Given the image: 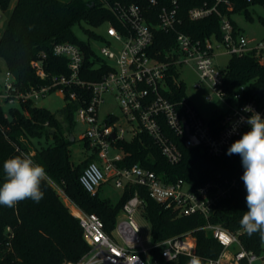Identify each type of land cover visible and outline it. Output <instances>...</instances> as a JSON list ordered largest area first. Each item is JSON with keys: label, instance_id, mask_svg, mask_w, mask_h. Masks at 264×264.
<instances>
[{"label": "trees", "instance_id": "16d2710c", "mask_svg": "<svg viewBox=\"0 0 264 264\" xmlns=\"http://www.w3.org/2000/svg\"><path fill=\"white\" fill-rule=\"evenodd\" d=\"M118 1L140 5L149 19V24L155 26L161 8L167 6L171 0H156V5H152L150 0ZM177 1L178 16L182 20L178 31L200 42L207 39L213 42L222 40L221 19L217 14L212 13L199 20L189 18L191 9L204 4L212 7L215 0ZM229 1L231 9L224 4L219 6V11L228 18L232 12H244L248 18H252L250 6L264 8V0ZM0 7L5 13H9L8 21L0 33V59L4 61L6 71L15 76V88L18 91L48 84L32 67V62L39 60L42 53L46 55L43 67L49 75L69 74L67 60L53 54V47L58 43H71L82 51L83 67L79 76L82 81L97 82L108 74L109 67L97 56L89 41L79 39L74 31L79 26L83 28L88 39L99 42L106 40L105 35L83 27L86 24L91 28H98L107 22L118 25L115 16L102 1L0 0ZM260 20L264 23V18ZM233 27L239 33L234 25ZM175 46V33L155 29L149 54L163 60L166 51ZM167 84L169 91L165 92V96L170 101L186 97L183 82L178 79L173 66L169 71ZM241 86L248 89L247 99H260L258 92L264 90V65H260L252 54L231 56L226 70L223 71V89L228 101L232 100ZM71 93L76 94L75 99L70 98ZM91 98V91L85 87L72 85L65 90L66 106L63 113L67 122L66 128L54 113L31 102H21L18 104L19 108L0 106V186L5 179L4 161L18 154L28 155L34 162L42 164L47 172L46 180L41 185L45 195L39 203L26 199L12 208L0 205V264L78 262L89 251L79 221L71 214L56 186L83 211L96 214L109 233L115 228L124 204L138 192L142 200L140 213L151 222L153 242L191 232L196 238L197 254L201 257L202 264L218 258L222 251V246L213 234L204 229L207 224L221 225L232 233H239V238L247 250L255 253L261 251L264 242L259 234L248 236L239 223L247 211V193L241 179L244 172L241 157L227 154L231 145L219 157L209 155L201 146L186 147L184 139L177 137L163 122V132L176 143L182 153L179 163H169L153 138L143 131L131 140H117L112 143L123 154V160L117 165L126 168L138 164L155 172L165 183L183 179L198 186L219 176L236 179L237 189L230 198L218 205L208 219L197 213L179 215L174 207L157 203L145 188L138 185L127 186L116 203L101 196L102 185L96 195L88 193L81 184L80 177L83 170L95 162L97 151L93 150L92 156L74 164L71 160L70 148L73 142L70 141V136L73 135L77 111L89 104ZM221 120L222 116H218L210 123L217 125ZM42 140L46 142V146L42 145ZM85 143L89 148L88 143ZM160 263L188 264V259L180 256L176 261L160 260Z\"/></svg>", "mask_w": 264, "mask_h": 264}, {"label": "built area", "instance_id": "2783aa9c", "mask_svg": "<svg viewBox=\"0 0 264 264\" xmlns=\"http://www.w3.org/2000/svg\"><path fill=\"white\" fill-rule=\"evenodd\" d=\"M100 1L113 13L118 24L105 23L106 40L98 41L101 46L96 54L109 67L108 74L97 82L82 81L79 78L83 67L82 51L71 43H58L53 47V54L67 60L69 74L49 75L43 67L46 55L42 53L39 60L32 62V67L48 84L21 92L15 88V76L6 71V79L0 90V106L10 107L21 102L35 105L38 99L53 91L64 96L65 90L72 85L87 88L91 91L92 98L89 104L77 111L78 118L87 124L85 140L89 148L96 150L100 158L105 157L108 170L113 171L115 187L124 191L127 186H141L154 201L166 207H174L179 215L197 213L208 219L218 205L230 198L237 189L236 179L219 176L198 186L183 179L165 183L155 172L138 164L120 168L117 164L123 160V154L112 143L126 139L127 134L132 139L144 131L153 138L167 161L177 164L182 159V153L176 143L163 132V122L177 137L184 139L186 147L201 146L211 156L223 155L236 138L250 130L249 125L242 123L232 132L233 124L241 116L251 115L250 112L243 111L246 105L260 113L264 119V92L260 99H247L248 89L241 86L232 100L228 101L223 89V71L214 65L215 48L225 47L231 56L252 54L260 65H264V41L250 39L235 32L229 18L219 11V6L223 4L231 9L229 0H215L212 7L204 4L189 11L191 20H199L212 13L220 17L222 40L217 46L209 39L200 42L177 30L182 23L178 16L177 0H171L161 8L155 26L149 24L144 9L138 4L118 0ZM150 3L156 5L157 1L150 0ZM4 14L0 7V28ZM155 29L176 34V46L166 51L163 60L149 54ZM181 63L193 69L201 82L206 83L214 94L227 102L228 111L205 120L187 97L170 101L165 96V92L169 91V71L172 66L176 69ZM106 94L114 96L129 125L128 130L118 124V118L114 114H108L105 120L100 118ZM70 98L75 99L76 94L71 93ZM218 116H222L221 122L211 125L210 122ZM183 119H186L198 145L194 146L186 136ZM112 134H115V139ZM111 148L118 153L109 158ZM80 182L94 196L106 182V177L94 162L83 170ZM56 189L65 204H70V207L67 206L79 221L89 247V251L78 262L63 264H161L160 260L176 261L180 256L189 260L191 255H198L197 241L191 232L153 242L151 248L144 246L142 231L136 220L142 207L138 192L124 204L115 228L109 233L96 214L83 211L60 188L56 186ZM204 229L209 230L222 246L218 258L208 260L207 264H253L261 255L264 262V245L259 253H255L243 246L239 233H232L221 225L207 224Z\"/></svg>", "mask_w": 264, "mask_h": 264}, {"label": "rangeland", "instance_id": "374dc122", "mask_svg": "<svg viewBox=\"0 0 264 264\" xmlns=\"http://www.w3.org/2000/svg\"><path fill=\"white\" fill-rule=\"evenodd\" d=\"M249 10L252 14V18H248V16L244 12H232L230 13L229 20L238 29L239 33L244 35L245 37L258 41L263 40L264 23L260 20V18H264V8L262 6L255 5L250 6ZM8 17L9 13H5L0 28V33L3 31L8 21ZM83 27L86 29L93 30L99 34L105 35L107 25H103L98 28H91L86 24H83ZM74 31L79 39L89 41L94 51L98 52L99 47L101 46L98 41L88 39V36L84 33L82 27L78 26L74 29ZM214 43L215 46H217L218 42ZM230 58L231 55L226 52L225 47L215 48L214 65L219 70H226ZM0 68V83L3 84L6 79V66L4 61L1 59ZM176 71L178 79L183 82V85L185 87L186 97L191 101L193 106L205 120H209L219 115L221 112L228 111L229 107L227 102L216 94H214L206 83L201 82L197 73L193 69H191L185 63H181L176 67ZM36 105L39 107L46 108L50 112L54 113L57 116V119L59 120L61 125L65 128L67 127V122L65 121V116L63 113V109L66 106V100L64 99V96L61 93L51 92L46 97L38 99L36 101ZM14 107L19 108L20 106L16 104L14 105ZM108 114H114L115 116H117L118 119L116 121H118V124L128 130L129 125L124 120L119 106L114 96L111 94L105 95V103L101 107L100 118L105 120ZM86 130L87 124L80 120L78 118V113H76V123L73 127V135H71L73 137L70 136V141L73 142L70 148L71 160L74 164L81 163L89 156H92L94 153L92 149L86 147ZM130 139L131 136L127 134L126 140ZM41 143L43 146H46V142L44 140H42ZM117 153L118 151H116L114 148H111L108 156L109 158H112ZM95 162L106 177V182L102 184L101 196L109 198L110 200H112V202L116 203L121 198L123 189L115 187L114 178L112 177L113 171L108 170L105 157L100 158V156L97 154ZM67 205L70 207V204ZM136 220L142 231L144 246L146 248H151L153 244V238L151 234V222L146 219L141 213L136 216ZM253 264H264L262 260V255L259 259L254 261Z\"/></svg>", "mask_w": 264, "mask_h": 264}, {"label": "clouds", "instance_id": "9594fccd", "mask_svg": "<svg viewBox=\"0 0 264 264\" xmlns=\"http://www.w3.org/2000/svg\"><path fill=\"white\" fill-rule=\"evenodd\" d=\"M243 111L251 115L241 116L233 124L232 132L242 123L249 125L250 130L231 144L227 154L239 155L244 168L241 179L247 193V211L239 221L241 229L250 237L259 234L264 242V119L250 106L246 105ZM3 171L5 179L0 186V205L12 208L26 199L39 203L44 198L41 185L47 172L42 164L34 162L26 154H18L4 161ZM188 264H202V259L193 254Z\"/></svg>", "mask_w": 264, "mask_h": 264}, {"label": "water", "instance_id": "95a60500", "mask_svg": "<svg viewBox=\"0 0 264 264\" xmlns=\"http://www.w3.org/2000/svg\"><path fill=\"white\" fill-rule=\"evenodd\" d=\"M263 92H264L263 89L259 90L258 95L261 97L263 95ZM183 125H184L186 136L191 140V142L194 146L198 145V140L194 136H192L186 119H183ZM52 132H54V130H52ZM71 137H73V136H71ZM115 137H116L115 134H112V138L115 139ZM70 140H71V138H70Z\"/></svg>", "mask_w": 264, "mask_h": 264}]
</instances>
